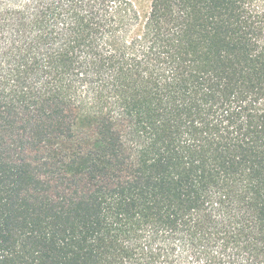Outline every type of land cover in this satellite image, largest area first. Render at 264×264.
I'll list each match as a JSON object with an SVG mask.
<instances>
[{
	"label": "trees",
	"instance_id": "16d2710c",
	"mask_svg": "<svg viewBox=\"0 0 264 264\" xmlns=\"http://www.w3.org/2000/svg\"><path fill=\"white\" fill-rule=\"evenodd\" d=\"M0 264H264V0H0Z\"/></svg>",
	"mask_w": 264,
	"mask_h": 264
}]
</instances>
